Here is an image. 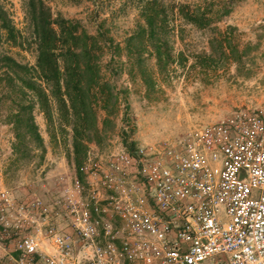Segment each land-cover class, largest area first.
I'll use <instances>...</instances> for the list:
<instances>
[{"label": "rangeland", "instance_id": "374dc122", "mask_svg": "<svg viewBox=\"0 0 264 264\" xmlns=\"http://www.w3.org/2000/svg\"><path fill=\"white\" fill-rule=\"evenodd\" d=\"M26 1L0 0V25L4 22L13 29L12 38L1 30L0 56L27 66L28 72L20 73L24 80L35 76L37 61ZM146 1L44 0L52 20L63 17L80 23V29L89 35H103L99 52L102 78L93 92L109 89L117 102L107 117L100 95L98 102L92 100L100 132L92 131L91 141L84 139V151L132 153L142 146L177 142L189 131L227 119L238 110L264 107V0H158L174 29L167 34L172 60L165 68L157 65L146 35H136L144 25L141 9ZM178 5L208 6L229 14L201 30L172 15L171 7ZM132 37L137 38L128 45ZM213 37L232 43L237 49L234 58L214 54L210 47ZM198 56L201 58L196 60ZM11 93L17 100V93ZM31 93L16 103L6 98L0 108V193L8 192L17 206L40 199L55 207L63 217L62 224L70 227L65 213L56 206L61 195L59 177L64 174L70 181L79 177L70 118L59 112L55 98L49 97L43 109ZM30 102L42 143L31 133L24 134L25 128L24 139L16 138L14 113L18 103L25 106ZM14 221L11 217L10 223ZM9 254H13V245H0V264L7 262ZM74 257L75 264H83L84 250L79 245Z\"/></svg>", "mask_w": 264, "mask_h": 264}, {"label": "built area", "instance_id": "2783aa9c", "mask_svg": "<svg viewBox=\"0 0 264 264\" xmlns=\"http://www.w3.org/2000/svg\"><path fill=\"white\" fill-rule=\"evenodd\" d=\"M77 172L56 202L73 235L55 207L0 193L5 264H75L76 245L83 264H264V107L132 153L88 149Z\"/></svg>", "mask_w": 264, "mask_h": 264}, {"label": "trees", "instance_id": "16d2710c", "mask_svg": "<svg viewBox=\"0 0 264 264\" xmlns=\"http://www.w3.org/2000/svg\"><path fill=\"white\" fill-rule=\"evenodd\" d=\"M26 7L36 38L37 61L36 69H33L35 76L24 80L20 77V73L28 72V67L19 64L10 56H0V108L4 105L6 98L16 103L18 99L26 97L29 92H32L30 95L33 99L37 98L43 109L48 106L49 97L55 98L59 112L70 118L73 155L78 168L88 150L84 151L86 148L83 143L84 139L91 141L92 131L100 132L92 100L95 99L98 102L97 94L100 95L102 108L107 113V117L113 112L111 105L117 102L115 95L109 89L107 92L104 89L98 93L93 92L94 84L102 78L99 52L102 44L100 39H103V35L100 32L95 36L89 35L85 30L80 29V23L66 20L63 17L52 20L50 10L44 0H27ZM171 11H173L172 15H176L184 23L201 30L211 27L221 17L229 14L228 10L222 12L220 9L214 10L208 6L191 7L189 5L173 6ZM168 15L167 9L161 6L158 0H147L141 9L144 25L136 34L137 37L146 35L147 43L152 48L157 65L161 68L168 66L172 60L168 49L167 34L174 29L170 25ZM1 30L7 31L9 36L13 37V29L2 22L0 40ZM219 35L222 36V34ZM137 37L130 38L128 45H131ZM210 47L214 54L219 53L222 56L233 58L237 54L236 47L225 39L222 41L213 37ZM179 56L182 58V54ZM200 58L198 56L196 60ZM18 80L21 85L15 86ZM43 86L49 87L50 90ZM11 91L17 93V100L11 97ZM18 105L12 121L16 138L20 141L24 139L22 129L25 128L24 134L31 133L37 142L42 143V137L38 133V127L32 116L34 104L30 102L25 106L20 103ZM104 122L106 123L107 119Z\"/></svg>", "mask_w": 264, "mask_h": 264}, {"label": "crops", "instance_id": "0c3cea01", "mask_svg": "<svg viewBox=\"0 0 264 264\" xmlns=\"http://www.w3.org/2000/svg\"><path fill=\"white\" fill-rule=\"evenodd\" d=\"M62 218L63 217H61V215H59V216L54 215V218H53L54 223L61 229V231L63 233L73 235L72 228L67 226V225L62 224V223H64L61 220Z\"/></svg>", "mask_w": 264, "mask_h": 264}]
</instances>
